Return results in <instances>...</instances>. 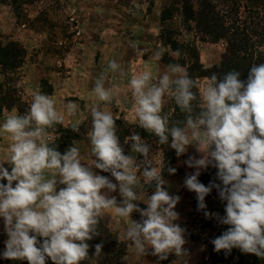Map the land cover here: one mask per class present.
I'll list each match as a JSON object with an SVG mask.
<instances>
[{
	"label": "clouds",
	"instance_id": "clouds-1",
	"mask_svg": "<svg viewBox=\"0 0 264 264\" xmlns=\"http://www.w3.org/2000/svg\"><path fill=\"white\" fill-rule=\"evenodd\" d=\"M108 67L115 70L118 64L109 60ZM153 78V71L146 69L129 80L134 115L140 127L154 133L160 144H168L177 157L189 147L199 153L198 158L189 155L183 160L193 169L183 183L195 193L198 211L206 209L205 197L212 189L224 202L223 216L204 211L206 219L227 226L211 240L213 251L230 254L238 249L264 259V63L251 66L244 80L235 70L219 79L216 74L207 77L200 89L202 111L195 116L194 84L185 67L170 63L156 82ZM92 91L100 101L111 99L102 77ZM166 95L189 114L184 127L169 128L167 117L160 114ZM77 109V103L69 101L60 110L53 98L36 91L26 114L13 112L0 123V134L10 141L0 155V224L7 237L0 259L80 264L89 258L88 241L99 235L102 218L111 216L123 221L120 238L130 241L138 256L151 255L159 264L172 254L181 258L180 264H188L186 229L177 223L175 210L180 196L169 193L161 157L149 159L150 146L138 134L128 137L132 154H123L112 114L93 108L91 166L81 163L78 147L61 154L49 145L48 129ZM72 127L78 130L76 123ZM137 153L142 161L136 160ZM208 167L216 169L220 183L205 186L198 180ZM94 169L109 173L115 182ZM166 171L174 174L177 169ZM140 177L144 185L154 184L151 195L135 190ZM137 200L146 207L134 203ZM133 212L138 220L132 219ZM101 250L102 244L96 243L94 254Z\"/></svg>",
	"mask_w": 264,
	"mask_h": 264
},
{
	"label": "rangeland",
	"instance_id": "rangeland-1",
	"mask_svg": "<svg viewBox=\"0 0 264 264\" xmlns=\"http://www.w3.org/2000/svg\"><path fill=\"white\" fill-rule=\"evenodd\" d=\"M165 5H168V0H40L37 2L0 0V41L3 44L12 40L16 41L26 51L23 64L18 70L19 78L16 79L17 96L30 106L31 97L29 94L32 90H30L31 88L27 89L28 86H37L42 93L45 91L47 93V90L52 86H72L66 100L79 101L78 96L81 93L76 86H82L86 95L89 92L86 89L88 87L92 89L97 79L102 77L105 88H109L118 99V101L115 98L112 101H107L108 106L110 104L114 111L113 118L133 124L131 122L134 121V118L125 116L127 114L125 109L134 111L133 108L127 109L128 106H126L132 97V89L126 87L130 86L129 80L134 75L151 69L154 73L153 82H156V79L166 70L167 64L171 62L181 64L183 61H186V64H192L194 62L189 61L187 55L179 54L177 56L176 52H172L168 46L160 42L159 36L162 27L159 18L162 7ZM227 6V4H223L219 10L227 11L223 14L231 24L235 19L240 20V16L245 15L240 13V10ZM154 9L157 10V13H154ZM175 20L170 24L179 30V20ZM190 25L193 24L190 23ZM193 35L191 33L184 34L179 41L193 42ZM225 46L226 43L223 40L215 43L198 40L197 53L202 66L211 68L218 64L225 51ZM35 50H38V54L34 53ZM129 54H133V57L130 58ZM201 54L203 59L200 57ZM157 55H159V59H157ZM109 60H115L118 68L110 69L108 67ZM147 60L152 64L145 66L144 62ZM186 64L183 67L187 69L190 65ZM1 80L2 76L0 75ZM205 82L206 78H199L196 81L199 95ZM87 101V96L85 99L81 97L79 101L82 119L77 125L78 130L75 131L80 137L91 132L92 109L97 108L102 111V106L107 104L103 101V105L100 107L88 106ZM174 101L171 95L165 96L160 113L162 116L168 117L173 114ZM118 102L122 105L126 102L123 109L120 108ZM104 109L106 110V108ZM61 125L62 132H57V128L48 129L49 145L55 148H57L56 143L66 135V129H73L68 124L61 123ZM132 132L136 134L134 129ZM126 143L132 142L127 139ZM189 155L199 157V153L195 151L194 147H189L186 154L177 157L174 165L177 171L164 179L168 182L166 186L169 193L180 196L175 210L179 213L177 223L186 229L187 243L184 247L189 250L188 264H208L210 251L208 244H204V240L208 238L211 242L217 235L215 232H204L206 234L204 235L201 227L209 226L210 221L212 229L216 230L220 223L216 218L206 219L204 211L223 216L224 202L220 200L218 191L212 189L205 197L206 209L200 210L201 218L191 214L196 196L194 192L188 191L183 183L186 175L193 171L183 164V160ZM155 156H160L163 161V155L159 149L150 150L149 159ZM143 159L140 156L137 161ZM92 160L94 159H87L82 164L91 166ZM153 165H155L154 159ZM210 169L213 170V167L202 170L198 180L200 181L201 176ZM94 171L103 174L98 169H94ZM137 175L139 177V172ZM140 181L143 183L142 177H140ZM210 181L220 183L216 173L206 179L207 183L204 185L207 186ZM150 186H154V184H142L144 191H154ZM135 190L138 192L137 188ZM136 204L141 208L146 207L143 203ZM132 219L138 220L139 214L133 212ZM100 225L103 226L102 230L98 229L102 244L101 253L95 255V244H91L92 240L88 241L90 244L89 258L81 261L80 264H156L155 257L151 255L138 256L130 247L131 242L120 238L122 234L120 229L124 223L114 217L105 216L98 227ZM2 233V224H0V234ZM180 261L181 258L170 254L167 260L161 261L159 264H180ZM46 264H51V261H47Z\"/></svg>",
	"mask_w": 264,
	"mask_h": 264
},
{
	"label": "trees",
	"instance_id": "trees-1",
	"mask_svg": "<svg viewBox=\"0 0 264 264\" xmlns=\"http://www.w3.org/2000/svg\"><path fill=\"white\" fill-rule=\"evenodd\" d=\"M34 2L40 0H32ZM167 1V0H166ZM221 1V2H219ZM215 2H217L215 4ZM223 4L227 7L240 10L244 16L235 19L234 22L226 20L223 13L226 10H219ZM160 12V24L162 32L160 33V42L168 46L172 52L179 51V54L187 55L189 61H194L187 67V71L193 80L192 91L195 94L192 104L191 115L195 116L202 111L200 95L196 86V81L199 78H207L212 74H216L218 79L222 78L224 74L229 71H238L241 73V79L247 77L251 66L264 63V0H168V5L162 7ZM247 13V14H246ZM244 17V19H242ZM178 19V26L180 29L171 26V22ZM192 23L193 25H190ZM177 31H176V30ZM194 34L192 36L193 42H180L179 39L184 34ZM211 42L215 43L223 40L226 43V48L222 54L221 61L211 68H204L199 61V54L197 53V42ZM26 51L21 44L16 41H8L3 44L0 41V116L4 109H16L18 114H26L29 104L21 100L17 96L16 79L19 78L18 70L23 64ZM172 63V62H171ZM173 64V63H172ZM186 61L181 62L184 66ZM186 64V65H188ZM168 65V64H167ZM44 94H51L52 88H49ZM175 102V101H174ZM173 114L167 117L168 127H184L188 113L181 111L180 107L175 103L173 106ZM116 135L119 143L123 147L128 137H130L135 130L141 139L147 143L151 149L160 150L163 155V163L165 171L162 173L163 177H169L166 168L174 167L177 156L175 151L169 147L168 144H160L159 138L152 132L140 127L138 124H130L114 118ZM52 128H57V132H62L61 124H56ZM66 135L56 143V150L64 153V151L71 147L80 136L73 129H66ZM171 137H169V140ZM150 149V150H151ZM138 157L140 155L137 153ZM216 173L213 168L207 170L206 174L201 176L200 182L205 184L206 179H209ZM102 175L109 176V173ZM154 189V186H150ZM192 206V215L200 217V210H197V200ZM209 221V226H202V234L204 232H215L217 237L227 228L226 225H219L218 229H212ZM102 225L98 227L102 230ZM207 228V229H206ZM99 232V231H98ZM208 237V236H206ZM6 234H0V249H3V241L6 239ZM204 244H208L209 248V263L208 264H264V259H259L253 254L241 253L238 249H233L230 254H226L221 250L220 252L213 251V245L208 240H204ZM100 243V237L97 235L92 239L91 244ZM0 264H27L26 261L21 260H7L0 259Z\"/></svg>",
	"mask_w": 264,
	"mask_h": 264
},
{
	"label": "crops",
	"instance_id": "crops-1",
	"mask_svg": "<svg viewBox=\"0 0 264 264\" xmlns=\"http://www.w3.org/2000/svg\"><path fill=\"white\" fill-rule=\"evenodd\" d=\"M154 11V13H157V10H153ZM34 53H36V54H38V50H35L34 51ZM130 56V58H132L133 57V54H129ZM200 57H201V59H203V57H202V54L200 55ZM149 58V57H148ZM202 61V60H201ZM217 61V60H216ZM149 61L147 60V61H145L144 62V64L146 63V65L145 66H147L148 64H152V62H149ZM154 62H156L155 61V59H154ZM215 64L217 63V62H214ZM154 64H156V63H154ZM66 73H68V72H66ZM26 87V86H25ZM72 86H52V93L51 94H49V96L51 97V98H53L55 101H56V107L58 108V109H60V110H63V108H64V105L67 103V102H69L70 100H66V96L68 95V92L70 91V89H72L71 88ZM95 87V86H94ZM93 87V88H94ZM126 87H128L129 89H131V87L130 86H126ZM27 89L28 88H31L30 90H32V91H30V99H31V101H32V97H33V94H34V92H36V91H40V88H38L37 86H28V87H26ZM76 88H77V90L81 93L80 94V96H78L79 98V101H80V99H81V97H83V99H85V97L87 96V104H88V106H96V107H100V106H102L103 104V101H100V100H98L97 98H96V96H95V94L93 93V91H92V89H91V87H88V89H86L87 91L89 90V92H87V94L85 95V93H84V90L82 89V86H76ZM80 89V90H79ZM59 90H63L61 93H59L58 91ZM108 90L110 91V93H111V101H112V99L113 98H117V97H115V95L113 94V92L108 88ZM129 91H131V90H129ZM27 92V91H26ZM130 96H131V94H130ZM67 97H69V96H67ZM68 99H70V98H68ZM117 101H118V99H116ZM122 100H124V99H122ZM79 101H74V102H76L77 103V105H78V109H77V111H76V113H75V115H73V116H71V117H69V116H67V115H65V121L63 122V123H65V124H68V125H70V127H72V125L74 124V123H76L77 125H78V123H80V121H81V119H82V116H81V112L82 111H80L81 110V108L79 107ZM106 103H107V101H105ZM85 103V104H86ZM116 103V102H115ZM125 103L126 102H124L123 103V105L122 104H120L119 102H118V104H120V108L121 109H123L122 107H124L125 106ZM134 104H135V98H134V96L132 95V97H131V100L128 102V105H126V106H128V108L127 109H129L130 107L131 108H133V106H134ZM106 106H102V111H107V112H110L111 114H112V116L114 115V111L111 109V105L109 104V106H108V103L107 104H105ZM116 105H117V103H116ZM103 108H106V110L104 109L103 110ZM125 111H127V114L125 115L127 118H130V117H133L134 118V121L133 122H131V123H139L138 122V119L135 117V115H134V111H129V110H126L125 109ZM13 112H15V113H18L15 109H11V110H6V109H4L3 111H2V115L0 116V123H3V121H4V119L9 115V114H11V113H13ZM114 117V116H113ZM73 128V127H72ZM9 143H10V141H8L6 138H5V135L4 134H0V155H3V153L7 150V148H8V146H9ZM72 146H75V147H78L79 149H80V154H81V156L83 157V160L81 161V163H83V161H85V160H87V159H95V157L94 156H92V154H91V152H90V148H91V145H90V133H88V134H85V135H83V136H81L80 137V139L78 140V141H75L73 144H72ZM71 146V147H72ZM68 149V148H67ZM66 149V150H67ZM65 150V151H66ZM123 150H124V152H123V154H125V155H130V154H132V152H131V143H126L124 146H123ZM64 151V152H65ZM135 155V158H136V160H137V158H138V156H137V154H134ZM138 174V173H137ZM109 179L110 180H112V182H115V179L113 178V177H111V176H109ZM142 184L144 185V183H142L141 181H140V186L137 188L138 189V194H140V195H142V196H148V195H151V193L153 192V190L152 191H144L143 190V187H142ZM119 199V198H118ZM134 203H143L144 204V202H143V200H137V201H134ZM107 217H111V216H107ZM119 220V219H118ZM119 221H121V220H119ZM121 223H123V221H121ZM124 227H125V225H123L122 227H121V229H120V233H122V231H123V229H124Z\"/></svg>",
	"mask_w": 264,
	"mask_h": 264
}]
</instances>
